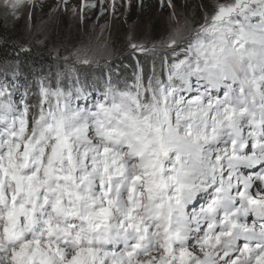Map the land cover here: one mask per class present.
I'll return each mask as SVG.
<instances>
[{
  "label": "rangeland",
  "instance_id": "1",
  "mask_svg": "<svg viewBox=\"0 0 264 264\" xmlns=\"http://www.w3.org/2000/svg\"><path fill=\"white\" fill-rule=\"evenodd\" d=\"M262 3L263 0L0 1V12L17 19L15 30L27 44L35 42L34 38L42 37L48 42L46 37H56L64 52L52 53L59 58L58 68H65L70 89L80 88L93 96L92 101L73 107L70 116L63 108H55L56 116L49 117L47 126H58L59 135L67 144L62 145L66 148L65 160L54 165L30 138L23 116L13 111L0 112V198L9 199L11 207L0 217V264H123L122 257L111 255L99 260L106 254L99 249L81 252L33 239L7 246L5 237L14 224L17 226L19 215L30 217L40 212V207L49 212L72 201L81 205L87 221L101 227L103 220H117L129 212L125 196L133 190L130 184H139L150 196L155 187H174L180 176L202 183L204 173L198 168L197 159L204 155L210 163L221 161L226 151L220 140L228 132L227 121L235 112H241L236 105L226 103L225 89L264 82V49L260 52L247 47L253 44L251 35L256 29L264 40V25L251 23L234 33L227 22L241 14L245 26L248 8ZM84 38L86 42L81 45ZM187 42L191 43L185 50L202 52L204 56L199 66L184 65L189 73H194L193 92L182 88L154 94L157 78L164 76V72L167 76L163 57L177 52L176 47ZM80 45L88 52H74L80 50ZM122 55H133L134 59L148 57L152 63L145 80L143 73H139V88L143 86L140 96L151 100V109L156 108L159 122L147 116L137 120L144 108L142 104L136 117L124 115L114 121L104 119L109 117L108 112L95 111L102 99L94 97L99 93L97 85L102 81V72ZM99 68L101 72L97 71ZM17 69L23 67L15 65L13 74ZM215 72L226 78L220 77L219 89L212 90L209 83L219 79ZM42 74L48 76L47 71ZM145 87L151 91L145 93ZM13 104L16 110L18 103ZM217 131L220 133L216 134ZM97 182L112 187V201L101 196ZM48 193H55L56 200ZM94 218L99 222L95 223ZM191 250L193 247L174 258L156 251L135 264H192ZM263 255L249 264H264Z\"/></svg>",
  "mask_w": 264,
  "mask_h": 264
},
{
  "label": "trees",
  "instance_id": "2",
  "mask_svg": "<svg viewBox=\"0 0 264 264\" xmlns=\"http://www.w3.org/2000/svg\"><path fill=\"white\" fill-rule=\"evenodd\" d=\"M248 12L249 14L245 17V26L241 14H236L228 20L227 24L234 33L239 28L246 29L251 23L264 25V3L253 4L248 8ZM16 27L17 19L14 16L0 12V112L11 113L13 111L23 116L28 124V132L31 133L30 138L41 146L44 154L51 159L52 165L58 164L65 160L66 148L62 145L67 146V144L62 141L58 126L53 128L47 126L49 117L56 116L57 113L53 111L55 108L58 110L63 108L66 116H70L73 107L84 105L87 100L92 101L93 96L90 95L91 92L81 91L80 88L70 89L65 68H58L59 58H57V54L52 53L58 52V50L64 52L55 36L46 37L50 39L48 42H44V38L40 37L34 38L35 42L27 44L24 42L23 36L17 34ZM259 34L257 29L252 31L251 41L253 44L255 41L256 44L250 43L247 44V47L261 52L264 49L262 46L264 40L259 37ZM85 42L84 38L83 43L80 44L83 45ZM190 43L179 45L176 47L177 52H169L163 57L162 65L164 64L166 67L167 76L164 72V76L157 78L153 86L154 94H161L162 92L168 94L182 88L193 92L191 81H193L192 74L194 73H189L184 65L199 66L198 63L204 60V56L202 52L185 50V47L189 46ZM81 45L80 50H74V52H88ZM132 56L116 57L106 65L102 72V81L97 85L99 93H95L97 96H94L97 99L101 96L102 99L94 109L96 112H108L109 115L106 116L109 117L104 118L105 120H120L124 115L136 117L137 109L141 107L140 104L144 108L136 117L137 120L142 116L156 119V108L153 106L151 109V100H147L146 96L141 97L140 94L144 89L143 86L139 88V73H143L145 80L152 63H149L148 57L134 59ZM15 65L23 67V70L17 69L16 74H13ZM45 71H47L48 76L42 74ZM97 71L101 72V68ZM214 76L219 79L215 83H209L208 86L212 90H215L219 85L220 77L226 78L219 72H215ZM200 82L207 81L201 80ZM225 82L228 81L225 80ZM148 86L149 82H146V87ZM146 87L145 93L150 90ZM45 98L48 100L44 101ZM13 101L18 103L16 110H13ZM40 102H42L41 105H39ZM44 109H46V113H43ZM156 121L159 122V119ZM161 129L162 127H160V131ZM177 145L181 144L177 143ZM20 155V159H23L24 155Z\"/></svg>",
  "mask_w": 264,
  "mask_h": 264
},
{
  "label": "bare ground",
  "instance_id": "3",
  "mask_svg": "<svg viewBox=\"0 0 264 264\" xmlns=\"http://www.w3.org/2000/svg\"><path fill=\"white\" fill-rule=\"evenodd\" d=\"M215 133L219 134L220 132L217 131ZM252 193L253 192L251 191L250 195ZM94 220H95V223H97V222H99L100 219L94 218ZM206 243L209 244L210 246H212L211 249H208V251L207 250H196L194 248H193V250H191L193 255H194V258L192 260L193 261L192 264H217V262L219 260H220L219 264H244L243 261H247L246 259H232L229 262L228 258L230 257L231 252L226 250L225 243L222 239L208 240V241H206ZM86 250L87 249H81L80 251L82 252V251H86ZM116 256H119V255H116ZM103 257H105V254L103 256H101L99 260H102ZM217 258H218V261L216 260ZM260 259H262L261 255L258 256L257 260H260ZM94 261H96V260H94Z\"/></svg>",
  "mask_w": 264,
  "mask_h": 264
},
{
  "label": "water",
  "instance_id": "4",
  "mask_svg": "<svg viewBox=\"0 0 264 264\" xmlns=\"http://www.w3.org/2000/svg\"><path fill=\"white\" fill-rule=\"evenodd\" d=\"M18 184V183H17Z\"/></svg>",
  "mask_w": 264,
  "mask_h": 264
}]
</instances>
